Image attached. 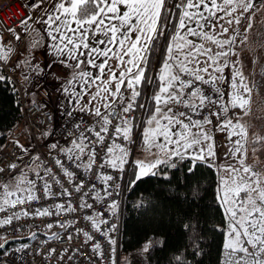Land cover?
Wrapping results in <instances>:
<instances>
[{
  "label": "snow or ice",
  "instance_id": "obj_1",
  "mask_svg": "<svg viewBox=\"0 0 264 264\" xmlns=\"http://www.w3.org/2000/svg\"><path fill=\"white\" fill-rule=\"evenodd\" d=\"M262 6L264 0H176L172 4H168L167 0H31L27 7L39 11L40 15L34 21L32 16L22 20V31L29 27V21L44 25L49 38L48 54L62 57V65L75 69L70 78L57 89L70 105L64 114L72 115L80 101L96 86V91L91 93V98L79 111H87L97 119L80 131L71 140L69 147L59 149L66 160L53 157L55 166L71 184L76 179V172L71 169L92 172L97 163L98 149L102 153L95 179L103 186V194L101 195L95 183H90L89 190L80 198L81 209L93 207L87 202L89 192L93 193V200L103 201L112 195L109 188H119L118 184L109 183L117 178L106 169L124 171L129 156L127 144L132 140L133 122L136 119L129 114L136 111L137 100L141 96L139 89L146 82L152 86L147 98L153 104L141 134L143 151L147 155L144 159L134 161L135 171L126 190L135 188L139 181L149 176L162 175L164 179H169L167 173L162 171V166L175 168L177 160L191 161L185 176L188 182L184 185L191 187L192 181L197 179V163L210 167L215 164L216 142L206 126L213 123L210 116L216 117V129L227 132L229 150L225 153V159L231 158L236 162L221 164L217 168L221 173L217 186V203L224 211L226 222L224 228L218 229L224 233L220 264H264V169L259 168L257 163H246L248 146H252L255 154L258 147H264V135L253 132L249 139L248 129L251 124L243 121L242 117L233 123L228 115L230 108H239L244 116H249L252 113V94L254 90L259 91L260 86L253 84L244 75L239 58L236 62L227 59L230 55L239 57L236 50L237 39L240 38L241 44H247L248 34L254 27L253 21L258 20V14L264 15ZM238 10L239 14L234 15ZM244 18L248 23L243 33L237 28L230 37L222 38L229 28L219 23L220 21L231 26L233 23L239 25ZM218 24L220 31H217ZM169 28L171 32L166 37L167 46L161 54L162 61L156 69L155 78H146L153 44ZM8 32L16 41L22 40V34L15 29L9 28ZM133 33H136L134 38ZM252 39L258 42L261 52H264V24L256 26ZM205 42L214 44L219 50L213 52L212 48L205 47ZM32 47H38V43L34 42ZM11 52L12 48L4 45L0 35V61L6 62ZM113 56L119 60V76L116 74L117 69L109 64ZM70 61L74 63H69ZM20 63L28 66L30 61L23 60ZM20 63L16 67H20ZM85 63L87 69L96 70L95 74L81 68ZM51 67L52 62H49L48 68ZM106 68L110 73L107 79L104 78ZM225 68L231 69V91L228 93L227 103L224 92L217 87V81L228 79L224 76ZM34 70L42 71L38 67ZM10 79L0 73V81ZM113 82L114 90L111 87ZM204 85L210 86L216 93L215 98L211 93L205 94L202 87ZM125 92L129 93L127 97ZM139 107L147 106L140 103ZM214 107L219 111L213 110ZM205 109H208V113L200 118ZM113 120L117 123L112 130L110 142L105 144ZM82 123L81 120L75 127L80 129ZM121 137L123 144L117 142ZM16 144L22 152L28 151L18 141ZM49 147L56 150L58 145L53 142ZM38 160L40 157L36 156L18 174L8 176L5 182H0V213L15 209L17 205L38 202V183L42 186L46 199L53 196L71 197V192L64 187L52 168L45 166L44 161L36 163ZM20 163L23 164L22 159ZM17 166L10 163L7 167L11 172ZM4 171L0 168V173ZM29 173L33 178L29 177ZM53 184L59 185L61 191L53 192ZM84 186L85 179L80 178L75 183L74 190L81 192ZM66 203L67 207L65 203H55L51 207L36 208L33 212L24 208L13 211L10 215L0 216V228L11 226L14 220L19 221L23 217L59 216L76 211L70 199ZM136 206L142 207L143 202ZM117 207L118 202L115 200L108 204L112 213H115ZM103 215L95 212L85 215L83 219L90 222L91 228L100 232L114 246L116 241L111 233L116 230V225L112 224L102 231L101 225L108 223L107 219H101ZM186 218L191 220V214L187 213ZM68 226H71L70 222ZM47 227L51 229L53 225L48 224ZM181 228L194 230L195 226L182 222ZM77 232L83 233L86 244L94 240L89 231L77 229ZM23 247L26 249L27 246ZM193 247L198 248L195 241ZM4 248L5 245L0 244V250ZM91 250L103 258V249L98 241L91 245ZM150 250L149 241L145 243L143 251ZM76 251L79 252V249ZM112 252H115V247ZM112 264H115L114 260Z\"/></svg>",
  "mask_w": 264,
  "mask_h": 264
},
{
  "label": "built area",
  "instance_id": "obj_2",
  "mask_svg": "<svg viewBox=\"0 0 264 264\" xmlns=\"http://www.w3.org/2000/svg\"><path fill=\"white\" fill-rule=\"evenodd\" d=\"M27 15L28 8L25 0H0V24L4 28H13L15 31H18L21 26L20 22L24 20ZM24 39L25 37H22V40ZM17 85L19 86L18 82ZM202 87L204 88L205 94L211 93L213 98L216 97V93L211 90L210 86L204 85ZM128 95L129 93L125 92V96L127 97ZM213 110L219 111V109L215 107ZM206 113H208V109H205L204 112L201 113L200 118H203ZM232 113L233 111L229 110L228 115ZM129 115L137 119L138 109L136 108V111ZM142 118L143 115L139 124H141ZM96 119V117L90 115L88 112H73L72 115H67L62 122L59 123L52 107L49 106L45 108L40 100L24 104L22 123L28 128L33 139L31 155L37 153L42 157L45 166L51 167L53 173L58 177L64 187L71 192V197L53 196L51 199H46L42 192V186L38 183L37 195L40 197L38 202L33 201L30 204L25 203L23 205H17L15 209L0 213V216L10 215L11 212L19 211L21 208L33 212L36 208L45 206L51 207L55 203H65V207H67L66 201L69 199L71 200L72 206L76 208V211L62 213L59 216L53 214L44 217H23L19 221L14 220L11 226L5 225L0 228V240H21L9 245L8 248L0 254V264H112L113 260L115 264H119L124 202L128 190H126V186L132 168L131 161L125 164L123 172L106 169L108 173L117 178L109 183L113 185L118 184L119 188H109L112 195L103 201L93 200L91 198L93 193L89 192L87 202L91 203L93 207L91 209H81L79 207L81 202L80 198L84 192L89 190L90 183H95L101 195L103 194V186L99 180L95 179V173L98 169L102 153L98 149L97 163L93 166L92 172L84 173L77 169H71V166L66 163V166L76 172V179L71 184L64 174L55 166L53 159V157L56 156L66 160V157L60 154L59 149L69 147L71 140L78 136L79 132L83 131L84 128L93 124ZM210 119L217 122L216 117L210 116ZM81 120L83 121L81 128L77 129L75 125ZM116 123L117 121L113 120L112 125L109 126V135L108 138H106L105 144L110 142L112 130ZM54 128L55 132L52 135L53 140L51 143H57L58 147L56 150L51 149L46 153L44 151V144L41 143L40 138L45 137L47 132ZM117 142L123 144V138L121 137ZM19 157L20 150L16 146L12 134L0 149V168L5 170L3 173H0V182H5V178L8 176L18 174L17 168L10 172L7 166L10 163L16 164ZM85 159H87V157H85ZM80 178L85 179V186L81 189V192H76L74 186ZM59 191H61L59 185L53 184V192ZM113 200L118 202L115 213H112L108 208V204ZM95 212L103 213L104 215L101 219H107L108 221L107 224L101 225L102 231L108 229L112 224L116 225V230L111 233V236L116 241L114 246L110 245L108 240L100 232H96L92 229L90 222L83 219L85 215H92ZM69 222L71 226H68ZM48 224H52L53 227L49 229L47 227ZM60 225L65 226L61 227ZM77 229L89 231L90 234L93 235L94 240L86 244L84 242L83 233H78ZM34 233L35 236L30 238ZM69 236H71V239H69ZM97 241L101 244L103 249V258L98 257L91 250V245ZM25 245L27 246L26 249L23 247ZM113 247H115L114 253L112 252ZM17 249H20V251H17ZM52 249H54L55 252H50ZM76 249H79V252H77ZM5 252L8 254L5 255Z\"/></svg>",
  "mask_w": 264,
  "mask_h": 264
},
{
  "label": "trees",
  "instance_id": "obj_3",
  "mask_svg": "<svg viewBox=\"0 0 264 264\" xmlns=\"http://www.w3.org/2000/svg\"><path fill=\"white\" fill-rule=\"evenodd\" d=\"M172 1L167 0V3L172 4ZM170 32V28L166 29L164 36L154 42L146 78H155ZM8 68L0 64V73L11 78L10 81H0V149L21 122L24 111L20 91ZM139 90L137 121L144 109L143 127L153 107L147 98L152 86L145 82ZM140 103L147 107L140 108ZM175 163V168L162 166L169 179H164L162 175L149 176L139 181L135 188L127 190L120 252L131 254L141 251L146 256L147 264H220L224 233L218 229L224 228L226 222L224 211L217 203V171L214 166L197 163V179L192 181L191 187H184L188 182L185 176L191 161L177 160ZM134 168L132 164L131 174ZM141 202L143 206L137 207ZM187 213L191 214V220H187ZM182 222L194 225V230H183ZM149 241L151 250L144 252L143 247ZM194 241L198 248L193 247ZM4 251H0V254Z\"/></svg>",
  "mask_w": 264,
  "mask_h": 264
},
{
  "label": "crops",
  "instance_id": "obj_4",
  "mask_svg": "<svg viewBox=\"0 0 264 264\" xmlns=\"http://www.w3.org/2000/svg\"><path fill=\"white\" fill-rule=\"evenodd\" d=\"M30 2L31 0H27L28 4ZM38 15H40L39 11H33V9L29 7L28 16H32L33 21ZM259 16L260 14H258V20L253 21L254 27H253L252 32L248 34L249 41L247 42V44H241L239 42L240 38L237 39L236 50L237 52L239 51V55L241 54L242 56L237 57L236 55H230L229 57H227V59L230 60L231 62H236L237 59L239 58L241 65H242V70L244 72V75L246 77H249V80L251 82H252L251 78L253 77V74L260 70L261 61L260 60L256 61L255 56H254V52L259 48V44L257 48H254L255 51H253V54H252L253 56L251 59V61L255 60L256 63L249 62L245 64L246 54L242 52V49L244 47H249L250 42L252 44L256 42L252 39V37L256 33V26L263 24V15H261L260 17ZM33 21H29V27L25 29L24 31H22V25L20 27L21 33L26 35V38L28 39L27 45L24 43V40L16 41L13 38L12 34H10L8 30L4 29L3 26L0 25V35H2V40H3L4 45L12 48V52L9 54L8 60L6 62L0 61V64L3 66L4 65L8 66L10 72L16 75V78L17 77L20 78L21 82L17 80L16 81L19 84L21 97L22 99L25 100L26 103L28 102L31 103L36 100H40L44 107L45 105H47V107L49 106L52 107V109L55 111L57 121L60 123L65 118L66 115L64 113H66L69 110L70 105L63 99L61 94L57 92V89L60 87L62 83H64L68 78H70L72 72L75 69L67 68L64 65H62L60 63V60L62 59V57H56L54 55L48 54L49 38L47 36V33L44 31L45 26L40 23H34ZM219 23H222L224 24L225 27L229 28L228 33L222 37L223 39H227L233 34L234 29L238 28L240 32L243 33L244 29L247 27L248 21L246 18H244L241 20V23L239 25L232 24L231 26L227 25L225 21H220ZM72 26L75 27L74 24ZM217 31H220L219 24L217 25ZM16 32L20 33L19 31H16ZM24 35H22V37H24ZM135 35L136 33H133V38L135 37ZM89 36H91V33H89ZM34 42L38 43V47L36 48L32 47ZM239 46H242V47L239 48ZM205 47L212 48L213 52H216L219 50L216 48L214 44L210 42H205ZM258 53L259 54L257 56L260 57L261 56L260 49ZM247 54H248V50H247ZM125 59H127V57H125ZM23 60L30 61V64L28 66H24L22 63H20ZM49 62H52V67L50 69L48 68ZM18 63H20V67H16ZM69 63H74V62L70 61ZM109 64L112 65L113 69H117L119 60L115 56H113L112 59L109 60ZM36 67H38L42 71H39V72L35 71L34 69ZM81 68L83 70H91L93 74H95V71H96L95 69H87L86 63L85 65H82ZM116 74L117 76H119L118 69L116 70ZM109 75L110 73H108V70L106 68L104 78L107 79ZM224 76L227 77L228 79H226L223 82L217 81V83L230 89L229 87L230 77H231L230 68H225ZM125 83H127V81H125ZM20 86L22 89L20 88ZM111 87L114 90L115 82H113ZM95 91H96V86H93L89 95L85 96L84 99L80 101V104L76 106L74 111H79L80 107H83L85 104H87L88 100L91 98V93H94ZM95 103L96 102L94 101L93 104ZM252 107H253V103H251V108ZM101 110L103 111V107H101ZM259 111H263V110H258V112ZM236 118H239V117H236ZM250 119L253 120V118L251 117L249 118V116H243V121L250 122ZM250 124L252 123L250 122ZM133 127L135 126L133 125ZM12 134L14 136L15 144H16V141H18L19 145H22L24 148H27L28 150L26 153H24L21 151V148L18 147L16 144V146L20 150L19 158L23 160V164L20 163V159H18L16 163L18 165L17 166L18 173L21 171V169L24 168L25 165L31 164L32 160L36 156L40 157V160L36 161V163H40V161H42V157L40 155L38 154L31 155V150H32L31 146L33 144V139L30 135V131L28 130V128L25 126L24 123L19 122L18 125L13 129ZM51 134H52V131L49 135L47 134L45 137L40 139L41 143L44 144V151L46 153L51 150V148L49 147L51 141L53 140ZM140 139H141V135H140L139 140ZM29 177L33 178L31 173H29ZM5 241L6 240H0V244H4Z\"/></svg>",
  "mask_w": 264,
  "mask_h": 264
},
{
  "label": "rangeland",
  "instance_id": "obj_5",
  "mask_svg": "<svg viewBox=\"0 0 264 264\" xmlns=\"http://www.w3.org/2000/svg\"><path fill=\"white\" fill-rule=\"evenodd\" d=\"M239 11L240 10H238V12L235 15H238ZM233 24L236 25L235 23H233ZM19 32L21 33L20 29H19ZM22 35H24V34H22ZM24 37H25L24 43L27 45L28 39L26 38V35H24ZM101 47H103V46H101ZM241 47L242 46H239V48H241ZM249 47H244L242 49V52H244L246 54V56H245V64L251 62V59H252V56H253L252 55L253 54V49L258 47V43L255 42V43L252 44L250 42ZM247 50H248V54H247ZM114 51H115V49H114ZM238 53H239V51H238ZM239 56H242V55L240 54ZM5 67H8V66H5ZM13 76L15 77V79L17 81L21 82L19 77L16 78V75H14V74H13ZM219 85L220 84L217 83V86L220 87L221 90L224 92V100H225V103H227L228 100H229L228 93L231 91V89H228V88H226V87H224L222 85H220V86ZM20 88H21V86H20ZM18 89H19V86H18ZM260 108H263V106H260ZM235 109H237V113L235 115H233L232 117H230V118H232L233 123L236 122V119H237L236 117H242L243 118V116H244L241 109H239V108H235ZM234 116H236V117H234ZM260 119L263 120V114H260ZM216 124H217V122L213 121V123L211 125H207L206 128H207V130L211 131V133L214 136L215 142H216V148H215L216 158H215L214 167H215V169L217 171L218 166L221 165V164H225V163H233V164H235L236 162H235V160H232L231 158L225 159V153H227L228 150H229V142L227 140V132L218 131L216 129ZM144 127H145V125L142 127V125L140 126V124L137 123L136 126L133 127V131H132V134H131V136H132L131 143L127 144V147L129 149L128 159L131 160L133 163L137 159H144L145 156L147 155V153H145L143 151V145L141 143V139L139 140V136L142 134ZM53 130L55 131V128ZM254 130H255V126H253V125L248 129L249 139H251V135L254 132ZM233 139H236V137H233ZM257 150L263 151V154H264V147H258ZM153 151H155V149H153ZM251 151H252V146L249 145L248 146V158L246 160V163H248V162L252 163V164L253 163H257V166L259 168L262 167V164L259 161L256 160V158L254 156L255 154H253ZM237 166H239V165H237ZM263 169H264V162H263ZM134 171H135V168H134ZM134 171H133V173H134ZM132 174H131V176L129 178V181L132 179ZM217 174H218V181H219L221 173H219L217 171ZM143 256L144 255H143V253L141 251H136V252H133L131 254H121L119 252V264H146L145 263L146 256H145V260H144Z\"/></svg>",
  "mask_w": 264,
  "mask_h": 264
},
{
  "label": "flooded vegetation",
  "instance_id": "obj_6",
  "mask_svg": "<svg viewBox=\"0 0 264 264\" xmlns=\"http://www.w3.org/2000/svg\"><path fill=\"white\" fill-rule=\"evenodd\" d=\"M263 20H264V15H263ZM263 24H264V21H263ZM259 49L260 48H258L254 52V56H255L256 61H259V60L261 61L260 70L256 73H254L253 77L251 79H252L253 84L260 86V90L259 91L254 90V92L252 94L253 107L251 108L252 113L249 115V118L250 117L253 118V120L250 119V122L252 124L254 123L253 125H255L254 132H260L262 135H264V129H262V126H264V106H263V108H260V105H264V75H261V73L264 72V59H263V61L261 59V57H264V52H261V56L258 57L257 55L259 54L258 53ZM258 110H263V111L258 112ZM260 114H263V120L260 119ZM254 156H255L256 160L262 164V167H260V168L263 169V162H264L263 151L257 150L255 152ZM250 164H252V163H250Z\"/></svg>",
  "mask_w": 264,
  "mask_h": 264
},
{
  "label": "water",
  "instance_id": "obj_7",
  "mask_svg": "<svg viewBox=\"0 0 264 264\" xmlns=\"http://www.w3.org/2000/svg\"><path fill=\"white\" fill-rule=\"evenodd\" d=\"M18 241V239H9V240H7L3 245H5V248L9 245V244H11V243H13V242H17ZM4 248V249H5ZM3 249V250H4ZM3 250H0V251H3Z\"/></svg>",
  "mask_w": 264,
  "mask_h": 264
},
{
  "label": "bare ground",
  "instance_id": "obj_8",
  "mask_svg": "<svg viewBox=\"0 0 264 264\" xmlns=\"http://www.w3.org/2000/svg\"><path fill=\"white\" fill-rule=\"evenodd\" d=\"M17 125H18V124H17ZM17 125H16V126H17ZM143 257H144V260H145V256H143ZM145 262H146V264H147V259H146V261H145Z\"/></svg>",
  "mask_w": 264,
  "mask_h": 264
}]
</instances>
